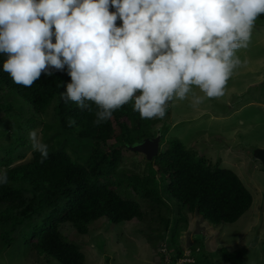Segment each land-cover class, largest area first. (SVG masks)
<instances>
[{"label": "trees", "instance_id": "16d2710c", "mask_svg": "<svg viewBox=\"0 0 264 264\" xmlns=\"http://www.w3.org/2000/svg\"><path fill=\"white\" fill-rule=\"evenodd\" d=\"M260 17L262 20L264 14ZM121 25L118 19L117 26ZM6 59L7 55L0 53V155L2 151L7 153L0 165L8 175V182L0 184V254L13 240L23 237L48 260L85 264V253L63 233L61 224L67 222L86 234L89 224L102 217L118 224L149 215L150 223L159 220L158 239L167 233L163 239L166 248L176 250L169 264H179L184 253L176 242L178 221L185 217L180 215L172 221L171 209L181 212L187 207L193 214L220 224L236 222L252 206L253 195L234 170L211 167L179 138H170L152 160L132 149L133 144L155 133L151 132V121L142 120L132 110L131 102L115 111L110 121L95 126L94 111L89 113L60 99V93L71 82L66 70H54L51 76L42 74L26 88L14 84L3 71ZM4 89L7 92L1 94ZM50 110L53 120L47 119ZM68 117L76 119L77 127L67 126ZM28 118L43 126V142L49 151L43 163L35 151L29 160L14 163L12 155L18 145L25 144L20 132ZM115 119L121 120L123 137L110 144L108 137ZM122 119H130L131 125ZM135 155L147 160L148 175L123 166ZM153 161L163 172L160 179ZM221 253L222 264H244L241 250L224 247ZM194 262L210 264L208 259L197 258Z\"/></svg>", "mask_w": 264, "mask_h": 264}, {"label": "clouds", "instance_id": "9594fccd", "mask_svg": "<svg viewBox=\"0 0 264 264\" xmlns=\"http://www.w3.org/2000/svg\"><path fill=\"white\" fill-rule=\"evenodd\" d=\"M262 14L264 0H0L3 71L30 88L66 70L60 99L94 111L95 126L130 102L142 120H163L176 101L195 109L225 95ZM38 133L28 139L43 163L49 151Z\"/></svg>", "mask_w": 264, "mask_h": 264}, {"label": "rangeland", "instance_id": "374dc122", "mask_svg": "<svg viewBox=\"0 0 264 264\" xmlns=\"http://www.w3.org/2000/svg\"><path fill=\"white\" fill-rule=\"evenodd\" d=\"M109 10L114 11L111 6ZM237 54L242 60L246 59L247 64L230 78L223 97L206 99L195 109L188 100L176 101L163 120H150L152 134H161L163 138L161 149L170 138H179L196 157L205 159L211 167L234 170L253 195L250 209L232 223L214 224L193 214L187 207H183L181 212L171 209L169 216L172 221L180 215L185 217L178 221L176 242L183 249L184 261L191 264H195L197 258L200 261L208 259L210 264H222L221 249L224 247L229 251L241 250L244 264H264V165L253 157L255 148L264 147V18L257 19L249 47L238 50ZM196 91L202 95L198 89ZM6 92L7 89H4L1 94ZM29 118L20 132L25 144L18 145L12 155L14 163L33 156L28 139L30 130L39 129L38 134L44 141L43 126L35 125ZM53 118V111L50 110L47 119ZM120 121L114 120V129L108 137L110 144L123 137ZM125 121L131 125L130 119ZM21 153H25L24 158L18 157ZM5 156L7 153L2 151L0 161ZM146 162L135 155L123 166L148 175ZM153 165L157 168L156 177L160 179L163 172L158 169L156 161ZM3 168L4 165H0V169ZM163 192V196L167 197ZM149 220L148 215L144 219L117 224L102 217L89 224L86 234L79 233L67 222L60 227L85 253V264H169L176 250L166 248L163 239L167 233H162L164 238L161 236L158 239L156 229L159 220L153 223ZM23 240V237H18L2 251L0 264H60L53 258L48 260L45 254Z\"/></svg>", "mask_w": 264, "mask_h": 264}, {"label": "water", "instance_id": "95a60500", "mask_svg": "<svg viewBox=\"0 0 264 264\" xmlns=\"http://www.w3.org/2000/svg\"><path fill=\"white\" fill-rule=\"evenodd\" d=\"M162 137L158 134L154 137H145L131 146L132 149L142 152L145 157L152 160L161 150ZM253 157L264 165V147H257L253 151Z\"/></svg>", "mask_w": 264, "mask_h": 264}, {"label": "built area", "instance_id": "2783aa9c", "mask_svg": "<svg viewBox=\"0 0 264 264\" xmlns=\"http://www.w3.org/2000/svg\"><path fill=\"white\" fill-rule=\"evenodd\" d=\"M184 261V260H183ZM183 261H181L180 263H182Z\"/></svg>", "mask_w": 264, "mask_h": 264}]
</instances>
